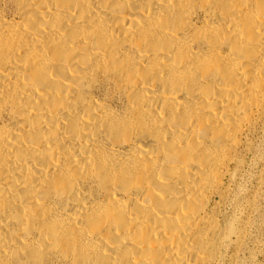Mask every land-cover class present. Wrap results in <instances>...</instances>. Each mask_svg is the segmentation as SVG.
<instances>
[{
    "label": "bare ground",
    "instance_id": "obj_1",
    "mask_svg": "<svg viewBox=\"0 0 264 264\" xmlns=\"http://www.w3.org/2000/svg\"><path fill=\"white\" fill-rule=\"evenodd\" d=\"M262 134L264 0H0V264H248Z\"/></svg>",
    "mask_w": 264,
    "mask_h": 264
},
{
    "label": "rangeland",
    "instance_id": "obj_2",
    "mask_svg": "<svg viewBox=\"0 0 264 264\" xmlns=\"http://www.w3.org/2000/svg\"><path fill=\"white\" fill-rule=\"evenodd\" d=\"M263 137V138H262ZM262 139V140H261ZM260 153L258 155H249L248 167L246 166L243 170V184L250 190L251 195L254 194V209L251 212V223L248 227V236L246 239L247 246L253 252V259L251 258L249 251H246L245 256L248 258V264H264V184L259 182V174L262 167H264V134L259 139ZM263 145V146H262ZM254 157V158H253ZM252 160H251V159ZM260 158V159H259ZM256 169V170H255ZM260 169V170H259ZM252 171V172H251ZM254 172V173H253ZM257 173V174H256ZM250 174V175H249ZM253 177H252V176ZM257 175V176H256ZM249 176V177H248ZM249 178V179H248ZM248 180V181H247ZM257 180V181H256ZM247 182V183H246ZM249 182V183H248ZM256 182V183H255ZM247 185V186H246ZM257 185V186H256ZM260 187H259V186ZM263 185V186H262ZM251 187H254L251 188ZM257 188V189H256ZM255 190V191H254ZM257 190V191H256ZM260 191H262L260 193ZM259 192V194H258ZM259 200V201H258ZM261 200V201H260ZM260 202V204H259ZM256 203V204H255ZM258 203V204H257ZM259 207V208H258ZM258 208V209H257ZM263 209V210H262ZM260 211V212H259ZM256 213V214H255ZM258 217V218H257ZM261 219H260V218ZM255 220H254V219ZM259 219V220H258ZM259 221V222H258ZM262 221V222H261ZM254 222V223H253ZM260 223V225H258ZM251 226V227H250ZM261 226V227H260ZM256 228V229H255ZM260 228V229H259ZM252 229V231H251ZM263 230V231H262ZM256 231V232H255ZM262 231V232H261ZM253 232V233H252ZM255 232V233H254ZM252 233V235H251ZM260 233V234H258ZM251 238H250V237ZM254 237V238H253ZM250 239V240H248ZM252 242V243H251ZM253 246V247H252ZM257 249V250H256ZM244 257V256H243ZM256 259V260H255ZM251 262V263H250Z\"/></svg>",
    "mask_w": 264,
    "mask_h": 264
}]
</instances>
